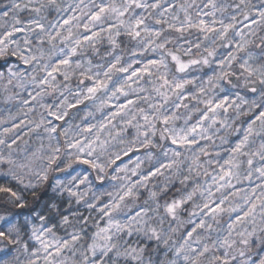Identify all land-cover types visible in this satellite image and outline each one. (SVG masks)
I'll return each instance as SVG.
<instances>
[{"label": "clouds", "instance_id": "9594fccd", "mask_svg": "<svg viewBox=\"0 0 264 264\" xmlns=\"http://www.w3.org/2000/svg\"><path fill=\"white\" fill-rule=\"evenodd\" d=\"M0 264H264V0H0Z\"/></svg>", "mask_w": 264, "mask_h": 264}]
</instances>
